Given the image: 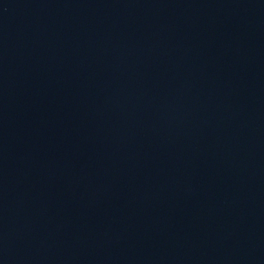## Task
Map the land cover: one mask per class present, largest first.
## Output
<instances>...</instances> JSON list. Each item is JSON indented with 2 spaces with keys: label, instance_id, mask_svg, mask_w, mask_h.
Listing matches in <instances>:
<instances>
[{
  "label": "water",
  "instance_id": "95a60500",
  "mask_svg": "<svg viewBox=\"0 0 264 264\" xmlns=\"http://www.w3.org/2000/svg\"><path fill=\"white\" fill-rule=\"evenodd\" d=\"M0 264H264V0H0Z\"/></svg>",
  "mask_w": 264,
  "mask_h": 264
}]
</instances>
